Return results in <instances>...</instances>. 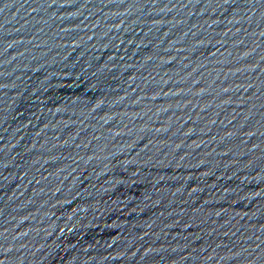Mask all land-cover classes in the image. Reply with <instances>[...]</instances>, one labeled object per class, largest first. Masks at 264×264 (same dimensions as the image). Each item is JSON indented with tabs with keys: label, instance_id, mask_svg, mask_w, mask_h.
Returning <instances> with one entry per match:
<instances>
[{
	"label": "water",
	"instance_id": "95a60500",
	"mask_svg": "<svg viewBox=\"0 0 264 264\" xmlns=\"http://www.w3.org/2000/svg\"><path fill=\"white\" fill-rule=\"evenodd\" d=\"M0 264H264V0H0Z\"/></svg>",
	"mask_w": 264,
	"mask_h": 264
}]
</instances>
